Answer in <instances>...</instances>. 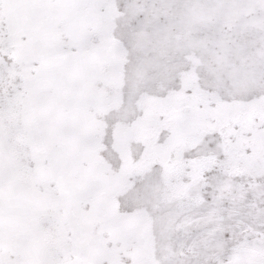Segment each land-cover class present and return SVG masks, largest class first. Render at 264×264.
Instances as JSON below:
<instances>
[{
    "label": "snow or ice",
    "instance_id": "obj_1",
    "mask_svg": "<svg viewBox=\"0 0 264 264\" xmlns=\"http://www.w3.org/2000/svg\"><path fill=\"white\" fill-rule=\"evenodd\" d=\"M0 264H264V0H0Z\"/></svg>",
    "mask_w": 264,
    "mask_h": 264
}]
</instances>
